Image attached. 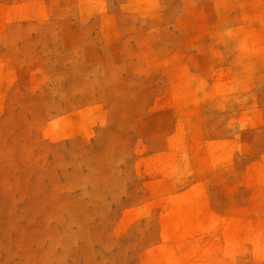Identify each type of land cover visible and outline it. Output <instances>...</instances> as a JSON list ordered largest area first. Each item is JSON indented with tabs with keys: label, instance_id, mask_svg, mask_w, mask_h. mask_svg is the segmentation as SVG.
I'll use <instances>...</instances> for the list:
<instances>
[{
	"label": "rangeland",
	"instance_id": "obj_1",
	"mask_svg": "<svg viewBox=\"0 0 264 264\" xmlns=\"http://www.w3.org/2000/svg\"><path fill=\"white\" fill-rule=\"evenodd\" d=\"M0 264H264V0H0Z\"/></svg>",
	"mask_w": 264,
	"mask_h": 264
}]
</instances>
